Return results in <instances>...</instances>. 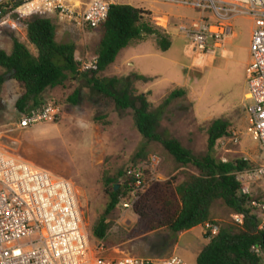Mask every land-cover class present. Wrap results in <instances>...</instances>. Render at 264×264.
Masks as SVG:
<instances>
[{
    "label": "rangeland",
    "instance_id": "1",
    "mask_svg": "<svg viewBox=\"0 0 264 264\" xmlns=\"http://www.w3.org/2000/svg\"><path fill=\"white\" fill-rule=\"evenodd\" d=\"M121 1L147 12L146 18L167 36L171 45L166 52H160L156 37L144 36L122 50L101 76H143L146 80L136 82L134 87L136 93L146 94L151 109H156L171 91L185 90V96L164 111L158 131L168 133L193 155L203 156L207 152L208 128L215 120H224L229 123L230 136L219 142L215 158L247 160L253 168L261 167L264 156L260 144L248 133L245 114L250 103L245 95L251 22L246 18L235 20L234 37L228 39L224 48L213 56H200L191 54L179 31L180 27H190L200 20L197 11L173 4ZM33 17H14L0 27V50H10L12 40L16 39L37 56L26 37V22ZM46 19L56 28L57 42L75 45L78 62L94 56L100 30L79 29L54 17ZM74 91L79 92L75 105L68 103ZM23 93V87L6 75L0 89V151L74 185L79 193L82 223L92 245L101 243L107 254L114 257L162 259L174 255L187 264H196L198 254L209 242L203 225L173 237L164 229L150 230L149 222L140 220L132 209L118 205L106 218L104 239L98 240L92 234L108 203L103 179L125 172L142 147L145 146L151 161L149 164L146 160L140 166L146 172L153 168L146 177L155 179L154 182H170L174 187L186 175L195 174L192 168L177 166L158 144H145L134 127L132 111L104 104L86 87L83 77L46 90L41 96L42 104H51L60 113L53 122L37 123L27 129L19 127L24 115L16 108ZM243 187L248 188L251 197L264 202V177ZM232 214L221 202H215L210 222L220 228L241 230L233 222Z\"/></svg>",
    "mask_w": 264,
    "mask_h": 264
},
{
    "label": "trees",
    "instance_id": "2",
    "mask_svg": "<svg viewBox=\"0 0 264 264\" xmlns=\"http://www.w3.org/2000/svg\"><path fill=\"white\" fill-rule=\"evenodd\" d=\"M146 15L147 12L130 6L110 7L106 21L98 28L100 38L94 54L97 70L92 72H80L81 62L75 58V45L57 42L52 21L43 17L29 19L26 37L37 56L16 39L12 40L9 53L0 50V70L3 71L0 89L8 74L19 83L24 93L16 102V108L26 115L44 106L41 96L46 90L63 87L68 80L83 77L86 87L104 104L113 105L120 111H132L134 127L145 144H158L177 166L195 171L174 187L170 182L150 183L132 207L133 213L140 220L149 222L150 230L164 229L174 237L210 222L213 204L221 202L233 214L244 215L241 230L221 227L198 254L196 264H264L251 251L253 246H258L264 252V230H258L259 219L252 213L250 204L258 199L243 195L241 184L236 179V173L246 170L250 164L244 160L223 162L214 155L219 142L230 136L229 123L220 119L212 122L207 131V152L203 156H195L168 133L158 131L164 111L173 101L185 96V90L171 91L156 109H151L146 94L136 93L134 87L136 82L146 80L143 76H101L114 64L122 50L144 36H155L160 52L170 48L167 36ZM78 97L79 92L74 91L68 103L77 104ZM146 160L149 162L150 158H147L144 146L133 157L132 166H140ZM120 181L123 182L120 184ZM103 182L108 203L92 231L98 240L105 237L107 216L134 186V179L126 177V171L119 172L114 178L105 177Z\"/></svg>",
    "mask_w": 264,
    "mask_h": 264
},
{
    "label": "built area",
    "instance_id": "3",
    "mask_svg": "<svg viewBox=\"0 0 264 264\" xmlns=\"http://www.w3.org/2000/svg\"><path fill=\"white\" fill-rule=\"evenodd\" d=\"M126 1L173 4L197 11L200 20L190 27H180L179 31L191 54L200 56H213L224 48L228 39L234 37L235 20L246 18L251 22L245 95L250 103L245 114L248 133L260 144L264 156V0ZM113 5L127 6L121 0H0V27L14 17L35 16L54 17L79 29L97 30ZM96 70L95 56L81 63L80 72ZM59 113L55 106L44 105L24 115L19 127L27 129L37 123L53 122ZM143 167L131 166L126 170V177L134 179V186L120 202L123 209H132L148 185L156 181L146 177L153 168L146 173ZM263 177L264 162L259 168L250 166L236 173L243 195H249L244 184H253ZM78 194L70 181L0 151V264H187L174 255L162 259L114 257L107 254L101 243L92 245L82 223ZM250 204L259 219L258 230H264V202ZM231 218L236 226L243 225L244 215L232 214ZM203 230L209 241L219 233L220 226L208 222ZM251 251L264 261L260 247L253 246Z\"/></svg>",
    "mask_w": 264,
    "mask_h": 264
},
{
    "label": "crops",
    "instance_id": "4",
    "mask_svg": "<svg viewBox=\"0 0 264 264\" xmlns=\"http://www.w3.org/2000/svg\"><path fill=\"white\" fill-rule=\"evenodd\" d=\"M10 50H11V49H10ZM10 50H6L5 52L9 53ZM75 58H76V57H75ZM200 227H201V226H200ZM192 230H193V229H192ZM192 230H190V231H192ZM190 231L184 232V233H182L181 235H183V234H185V233H188V232H190Z\"/></svg>",
    "mask_w": 264,
    "mask_h": 264
},
{
    "label": "water",
    "instance_id": "5",
    "mask_svg": "<svg viewBox=\"0 0 264 264\" xmlns=\"http://www.w3.org/2000/svg\"><path fill=\"white\" fill-rule=\"evenodd\" d=\"M117 189H118V187L116 186V187H115V190H117Z\"/></svg>",
    "mask_w": 264,
    "mask_h": 264
},
{
    "label": "bare ground",
    "instance_id": "6",
    "mask_svg": "<svg viewBox=\"0 0 264 264\" xmlns=\"http://www.w3.org/2000/svg\"><path fill=\"white\" fill-rule=\"evenodd\" d=\"M29 9V7H26V10H28Z\"/></svg>",
    "mask_w": 264,
    "mask_h": 264
}]
</instances>
